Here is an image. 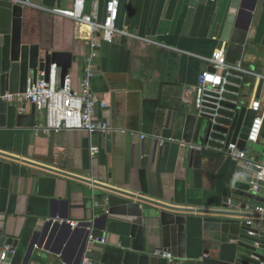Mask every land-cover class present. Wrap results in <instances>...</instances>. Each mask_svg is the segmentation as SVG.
<instances>
[{
	"label": "crops",
	"instance_id": "obj_1",
	"mask_svg": "<svg viewBox=\"0 0 264 264\" xmlns=\"http://www.w3.org/2000/svg\"><path fill=\"white\" fill-rule=\"evenodd\" d=\"M28 1L30 5L21 11L23 43L49 53H71L74 62L67 77L77 90L91 40L86 28L47 11L69 9L73 0ZM107 1L85 0V11L102 19ZM191 1L119 0L116 26H126L136 38L117 36L109 44L94 36L98 48L92 92L106 103L104 109H96L94 122L108 123L116 131L109 150L102 134L61 131L49 137L35 135L33 128L43 120L29 103L19 105L25 117L19 126L0 128V215L4 235L16 240L9 264H79L78 238L87 228H71L56 218L91 222L89 235L105 240L88 238L91 250L104 253L119 247L130 225L103 219V198L108 195L118 204L125 199L119 192L185 209L174 213L177 218L170 225L145 220L148 264L230 261L227 246L208 242L202 228L204 218L196 210L222 204L229 196L235 169L242 163L222 156L205 159L202 168L195 169L182 155V139L186 115L195 109L198 77L209 69L214 52L223 51L227 65L246 74L249 107L264 97V85L259 92L264 78V3L246 0L252 10L235 15L224 36L231 0H197L186 27ZM0 6L13 5L0 0ZM263 145L264 123L258 142L246 145L247 159L258 157L264 164ZM92 146L98 148L93 156ZM259 214L264 216V211ZM48 221L56 222L54 235L38 236ZM84 263L89 262L84 259L80 264Z\"/></svg>",
	"mask_w": 264,
	"mask_h": 264
},
{
	"label": "water",
	"instance_id": "obj_2",
	"mask_svg": "<svg viewBox=\"0 0 264 264\" xmlns=\"http://www.w3.org/2000/svg\"><path fill=\"white\" fill-rule=\"evenodd\" d=\"M196 1L192 0L190 3L186 27L193 17ZM205 1L199 0V3ZM251 10L250 2L231 0L227 8L224 36L230 31L235 15L243 16ZM21 11L20 5L0 6V96L5 93L23 94L26 92L28 82L32 84L38 80L47 82L52 66L59 70V81L62 85L74 62L71 53H49L42 51L38 45L23 43ZM247 79L244 72L230 70L225 77L226 85L223 92L220 94L205 92L200 108H195L186 115L181 149L182 155L193 168L201 169L205 159L220 160L230 144H236L240 151H245L247 135L256 116L248 103ZM263 85L262 81L259 92ZM259 98L260 95H257L256 99ZM19 105L21 104L7 103L0 99V128L19 126L21 120L25 118L19 113ZM32 106L35 109V106ZM106 124L111 129L110 125ZM115 137L116 131L112 129L104 135L107 150ZM261 153L264 155V145ZM258 160L257 157L255 161ZM235 172L229 196L223 199L222 204L215 209H198L196 212L204 218L202 228L208 242L211 245H225L231 251L232 255L227 264H262L264 223L260 224L259 221L264 220V216L256 213V208L264 207V182L256 179L258 169L255 165L242 163ZM119 194L125 199L119 200L118 204L116 203L118 200L108 195L103 198L105 210L103 219H115L126 223L130 225L129 232L123 235L119 247L100 253L88 247L87 229L86 233L78 238L79 264L84 259L89 262L88 264H148L150 253L145 248V220L157 219L162 225H170L177 218L174 213L185 210L154 203L127 193ZM3 223L4 217L0 215V249L8 246L14 251L16 240L4 235ZM51 226L54 227L53 230ZM79 227L88 228L91 224L81 223ZM55 229L56 222L48 221L36 234L40 237L49 234L51 236L54 235ZM58 241L61 244L63 239L59 238ZM33 247L34 243L30 245L27 258L31 255ZM37 249H40L39 245ZM11 257L12 253H8L3 264H9ZM63 264L66 263L63 261Z\"/></svg>",
	"mask_w": 264,
	"mask_h": 264
},
{
	"label": "built area",
	"instance_id": "obj_3",
	"mask_svg": "<svg viewBox=\"0 0 264 264\" xmlns=\"http://www.w3.org/2000/svg\"><path fill=\"white\" fill-rule=\"evenodd\" d=\"M12 5L29 6L28 0H8ZM264 3V0H256ZM119 0H108L105 5L102 19H98L95 12L85 11V0H73L72 7L69 9L52 8L47 10L51 15L64 17L72 20L78 27L87 30L88 39L91 40L90 52L86 59L84 74L77 90L73 89L72 81L68 77L60 85L59 70L52 66L48 81L38 80L35 84L28 82L26 92L23 94H8L0 96L4 102H16L18 104L29 103L35 106V110L42 118L43 122L33 128L35 135L49 137L61 131H83L90 136L96 134L106 135L111 129L105 122H94V114L97 108L104 109L106 103L92 92V80L96 73L95 58L97 56L98 44L94 36L111 44L117 36L135 39V35L128 31L126 26L118 28ZM209 69L202 71L198 77L195 87V108L199 109L205 92L220 94L226 85L225 77L230 70L242 71L239 67L227 65L223 51H216L208 60ZM58 71V73H56ZM43 76V74H42ZM264 82V78H263ZM250 109L256 113L252 126L247 135L246 142L256 144L260 137V132L264 119V97L260 101L252 102ZM144 139V136L140 137ZM162 142V141H161ZM90 153H98V148L92 146ZM224 156L243 163L245 165H255L258 169L256 179L264 182V164L247 159L244 152L240 151L236 144H230ZM264 208H256L257 213H262ZM58 223H65L71 228H77L80 222L54 219ZM91 224V222H87ZM88 227L87 229H89ZM90 241L105 243L104 239H96L89 235ZM8 253H14L10 247L6 246L0 253V264L6 260ZM156 255H160L156 252ZM161 256L169 257L167 253ZM87 264V263H84ZM264 264V262L262 263Z\"/></svg>",
	"mask_w": 264,
	"mask_h": 264
}]
</instances>
